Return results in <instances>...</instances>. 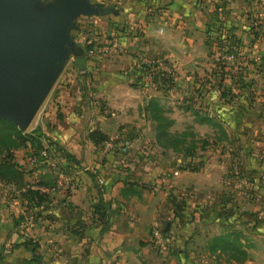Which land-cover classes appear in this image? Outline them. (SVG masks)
I'll use <instances>...</instances> for the list:
<instances>
[{"label":"crops","instance_id":"crops-1","mask_svg":"<svg viewBox=\"0 0 264 264\" xmlns=\"http://www.w3.org/2000/svg\"><path fill=\"white\" fill-rule=\"evenodd\" d=\"M103 1L89 0L99 7H112L98 14L112 12L116 18L128 19L143 12L122 5L118 11L120 0ZM155 3L157 13L147 17L161 19V30L187 35L190 55L189 46L185 45L184 51L192 71L200 66V60H213L216 55L224 62L220 86L212 85L214 63L208 71L210 90H204L207 94L203 97L208 99L200 109L211 120L193 123L195 129L203 128L204 138L218 128V148L214 138H207L202 166L190 171L180 169L172 153H155L154 133L142 137L138 123L125 126L131 123L130 112L137 109L144 93L141 88L128 86V80L120 74L135 62L136 53L130 47L125 67L112 63L115 75H91L92 93L102 95L109 110H88L79 104L76 92L67 102L59 100L64 113L54 127L39 125L43 135L80 161L82 167L67 175L71 184L67 192L58 183L63 179L57 165L64 160L57 152L47 156L40 150L37 156L43 159L35 163L36 154H31L28 143L13 149L14 160L28 170L25 180L44 183L38 187L48 198L44 206L25 209L17 191L0 182V264H28L29 245L22 242L29 239L37 244L35 251L41 264H264V219L252 226L251 244L243 245V238H235L228 230L247 221L233 222V217L228 220L220 213L228 205L256 211L259 218L264 212V0H145L139 5L149 10ZM77 16L89 15L78 14L73 20ZM215 18L237 38L231 52H222L227 45L218 50L203 42L205 23ZM143 38L144 34L114 37L113 43L136 45ZM193 39L197 40L192 45ZM179 49L176 42H170L167 50L172 62L178 60ZM105 80L112 81L101 88L98 84ZM146 124L149 130L151 123ZM92 128L108 139L93 143L86 136ZM19 148H23V154ZM189 186L190 208L183 203L176 208L175 201ZM224 195L233 199L226 202ZM99 197L108 212L107 227L102 231L91 207ZM30 210L35 212L33 216ZM154 221L163 229L166 225L164 255L151 239L150 225Z\"/></svg>","mask_w":264,"mask_h":264},{"label":"rangeland","instance_id":"rangeland-1","mask_svg":"<svg viewBox=\"0 0 264 264\" xmlns=\"http://www.w3.org/2000/svg\"><path fill=\"white\" fill-rule=\"evenodd\" d=\"M49 1L50 0H33L29 3L30 14L33 19L39 20L40 16H38V14L40 10H42L44 5ZM91 1L99 2L102 0ZM138 1L145 4V0H120V4L117 6L118 11L121 5L128 9H139L143 11L137 17L129 15L127 16L128 19L124 18V16H121V18L117 16L116 18L111 12L109 14L77 16L73 20V26L69 29L68 34L70 49L66 55L56 60L60 65L58 73L23 131L28 132L33 127L42 125L41 123H46L47 127H54L55 122L59 121L64 113L63 110H61L62 105L59 103V100L67 102L68 96L72 97L76 92V99H78L79 104L87 106L88 110H91L92 107L98 109L100 113H103L104 110H109L110 108L106 104V100L103 96H97L92 93L91 88L94 87H92L90 80L91 75L104 73H112V75H115L116 71L113 70L115 66L122 64L124 65H122L123 67L126 66L125 61L128 55L126 50L131 47L129 50L132 49V52L136 53V58L133 59V62L140 59L146 63L156 64V67H160V69H163L170 75L172 82L162 87L160 90H156L155 93L152 91L154 89L148 84L139 87L144 93L138 102L137 109L130 112L132 118L131 123L125 126L138 123L140 127L138 132L142 137L152 136L153 133L155 134L153 128L159 122L157 119L154 120V117L150 116L145 109L146 100L149 97L148 94L154 93V96H156L159 104L162 106L161 115L164 117L162 124L159 123V129L157 130L159 135L158 140L160 142L156 140L153 134L157 144V146H154V149H156L155 153L157 155L172 153L173 157L177 158L178 168L180 169H182L183 166H187L188 168L192 166L198 169L203 163V151L206 149V144H209V139L207 138H214V146L218 148L215 142H217L221 136L218 128H216L213 129V131L210 130L212 134L209 132L206 138H204L203 128L198 126L195 129L193 126L194 120L197 121V117L194 116L193 112H202L203 110L200 109V107H202L204 103H207L208 98H204L203 96L207 94L205 93L206 91L210 90L208 88L210 87L208 71L211 67V63H214L219 55L217 56L215 54L216 56L212 58L213 60H211V57L207 58V60H200V66L195 69L196 71H192L190 69V59H187L188 55L186 51H184L185 45L189 46L187 52H189L190 55V40H185V36L187 35H183L180 31L168 32L166 28H162L161 30L158 26V22H160L161 19L157 17L153 21L150 20V17H147L157 13V9L159 8L157 5L158 3L151 5L150 9L147 10V6L142 5L144 6L142 8L139 5L140 3H137ZM103 3H106V1L104 0ZM129 17H132V19ZM175 25L176 23L174 22L173 26ZM143 34L146 38H143V40L136 45H134V42L133 44L132 42L126 44L125 41L119 42L118 46L113 43L114 37L117 38L122 36L126 38L128 36H142ZM188 37L190 39V35ZM196 40L197 39H193L192 45ZM209 40L211 41L214 39L210 37ZM171 41L176 42L180 47L178 54H176L178 56V60L176 58L177 63L176 61L172 62L170 56H168L169 51L167 48ZM186 42L189 44H186ZM212 45L216 47L214 44ZM214 50H212V53L215 52ZM112 63L114 65L116 63V65H112ZM110 64L112 66H110ZM98 66L99 70H96ZM121 71H123V69ZM111 81L112 80H105L104 82H99L98 85L102 88L103 86H107L108 83H111ZM223 89L225 88L223 87ZM204 90L206 91L204 92ZM207 96H209V94ZM73 99L75 100V98ZM105 116H109V112H107ZM146 121L151 123L150 126L152 127H150L149 130L146 128ZM52 122L53 125H51ZM92 124L95 123L92 122ZM121 127L122 125L119 126V128ZM120 134L121 131L113 137H119ZM210 147L214 148L211 145ZM19 150L22 154L24 153L23 148H19ZM32 151L33 149L31 150V154H33ZM35 158L36 160H34V162L37 163V155ZM34 162L32 161L31 163ZM185 169L188 170L187 168ZM183 191L185 194L181 196L185 198L181 197L178 200H182L183 205H188L190 208V186L185 187ZM241 196L242 195H239L238 199H241ZM224 197L226 202H230L233 199L230 195H224ZM186 213L187 217L190 216V210H187ZM220 213L228 217V220L233 217V222L236 221L238 223L239 221H247V224H244V226L238 225L239 228L229 227L228 230L229 232H233L235 238H243V245L251 244L252 231L250 230L252 226H254L259 219H264V212L262 216L260 215L261 218H259V214H257L256 211L252 212L251 210L240 208L235 209L229 205L220 211ZM232 223L229 226H232Z\"/></svg>","mask_w":264,"mask_h":264},{"label":"water","instance_id":"water-1","mask_svg":"<svg viewBox=\"0 0 264 264\" xmlns=\"http://www.w3.org/2000/svg\"><path fill=\"white\" fill-rule=\"evenodd\" d=\"M31 1L0 0V119L20 130L54 81L60 66L56 60L70 49L73 17L112 10L88 0H50L35 20Z\"/></svg>","mask_w":264,"mask_h":264},{"label":"trees","instance_id":"trees-1","mask_svg":"<svg viewBox=\"0 0 264 264\" xmlns=\"http://www.w3.org/2000/svg\"><path fill=\"white\" fill-rule=\"evenodd\" d=\"M210 37L214 40L210 41ZM236 41L237 38L235 35H233V33H228L225 25H223L217 18L205 23L203 42L207 45V47L214 44L219 50L221 47L225 48V45H227L222 52H231L230 48ZM223 66L224 62L222 59L217 57L214 62L213 70L211 71L215 77L212 85L220 86ZM120 74L123 75L125 80H128L131 87L137 88L142 87L144 84H148L154 90H160L162 87L167 86L172 82L170 75L166 71L160 69V67H156V64L146 63L140 59H137L135 63L130 64L127 69L120 71ZM145 109L150 116L154 117V120L157 119L158 122L162 124V120H164V117L161 115L162 106L159 104L156 96L150 95L147 98ZM193 114L197 117L198 122H208L211 120L209 116L204 115L202 112L198 113L197 111H194ZM159 123L154 126V135L157 141H159V135L157 133ZM86 136L93 143H99L108 139V136L97 128L88 130ZM25 142L29 144L31 150L33 149L32 153L36 155L40 150H43L44 155L47 156L53 152H57L64 160V162L57 165V169L65 175H70L72 171L77 170L82 166L80 161L61 144L43 135L38 126H35L30 131L25 132L18 129L11 121L0 119V182L8 184L12 190L17 191L16 195L25 201L24 207H26L25 209H28L29 207H38L43 205L48 196L46 192L39 190V184H44L40 180L32 182L25 180L24 175L28 172V170L20 163L16 162L13 158V149L24 146ZM42 159L43 156H37L38 161ZM185 168L188 170L196 169V167L192 166H190V168L187 166L182 167V169ZM33 184L36 187H32L31 185ZM66 189L67 188L64 189V192H67ZM171 201L173 202V199H171ZM181 204L182 201L176 200L174 206L179 208ZM91 207L92 211L97 215V220L101 222L100 231L104 230L107 227V221L105 218L107 217L108 212L106 211L101 198L99 197L98 201ZM29 213L33 216L35 212L30 210ZM162 233H164V229H162ZM22 243L28 244L30 249V257L26 260V262H28V264H41L40 254L35 251L37 244L32 242L30 239L23 241Z\"/></svg>","mask_w":264,"mask_h":264},{"label":"built area","instance_id":"built-area-1","mask_svg":"<svg viewBox=\"0 0 264 264\" xmlns=\"http://www.w3.org/2000/svg\"><path fill=\"white\" fill-rule=\"evenodd\" d=\"M60 177L61 179H63V182L62 181L58 182L59 186L62 188H70L71 184L69 182L68 176L61 173ZM162 229H163V225L157 221H154L150 225L151 239L153 240L154 244L157 246V249L161 253V255H164L165 242H164V236L162 233Z\"/></svg>","mask_w":264,"mask_h":264}]
</instances>
